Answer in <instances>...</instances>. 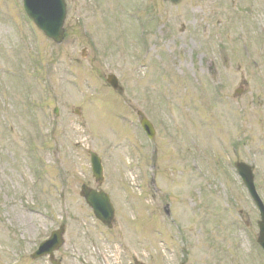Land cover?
I'll use <instances>...</instances> for the list:
<instances>
[{
  "label": "rangeland",
  "instance_id": "rangeland-1",
  "mask_svg": "<svg viewBox=\"0 0 264 264\" xmlns=\"http://www.w3.org/2000/svg\"><path fill=\"white\" fill-rule=\"evenodd\" d=\"M66 3L57 46L27 33L21 0H0V264H49L29 254L62 223L61 264H264L233 169L254 167L264 203V0ZM88 150L102 159L111 231L79 196L95 187Z\"/></svg>",
  "mask_w": 264,
  "mask_h": 264
},
{
  "label": "water",
  "instance_id": "water-1",
  "mask_svg": "<svg viewBox=\"0 0 264 264\" xmlns=\"http://www.w3.org/2000/svg\"><path fill=\"white\" fill-rule=\"evenodd\" d=\"M170 1L173 4L178 3L180 0H163ZM24 6L29 17L34 21L39 29L56 44H60L64 38L63 22L65 18V6L63 0H24ZM108 83L112 88L117 89V83L114 77L108 78ZM142 125L152 135L150 125L141 120ZM91 158L92 173L96 182L102 181V168L98 157L89 153ZM236 170L242 178L243 183L247 187L251 197L255 201L261 216V222L258 224L260 232L258 242L264 249V208L258 196L256 195L253 186V175L251 168L244 164H237ZM81 196L85 199L86 203L92 208L96 218L104 224H110L113 211L106 195L102 192H96L85 187L82 188ZM63 230L53 233L51 239L42 245L40 250L53 251L60 247L62 244ZM52 245L51 249H48ZM48 249V250H47ZM51 252L49 254H51Z\"/></svg>",
  "mask_w": 264,
  "mask_h": 264
}]
</instances>
